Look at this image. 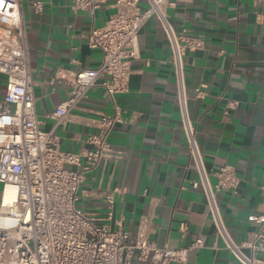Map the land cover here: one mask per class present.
<instances>
[{
	"label": "crops",
	"instance_id": "obj_1",
	"mask_svg": "<svg viewBox=\"0 0 264 264\" xmlns=\"http://www.w3.org/2000/svg\"><path fill=\"white\" fill-rule=\"evenodd\" d=\"M33 1L21 0L20 9L35 114L60 150L79 154V164L66 165L78 169L86 163V140L97 132L98 119L112 112L111 101L93 86L61 122L50 115L68 98L73 74L100 64L101 53L88 47L86 36L107 22L115 0L84 9H73V0H41V13L34 12ZM166 11L176 32L203 40L202 48L183 57L187 114L209 183L215 185L214 172L222 165L241 178L236 192H215L227 232L235 242L264 234L262 223L247 219L264 214V2L178 1ZM136 49L128 91L115 96L125 121L109 138L111 152L80 183L76 204L90 216L111 210L131 238L139 218L149 216V239L158 246L180 248L203 238L186 264H240L216 235L203 191L191 186L199 177L180 122L167 38L155 17L140 28ZM58 70L61 78H55ZM4 90L0 81V98ZM227 99L238 106L224 113Z\"/></svg>",
	"mask_w": 264,
	"mask_h": 264
},
{
	"label": "built area",
	"instance_id": "obj_2",
	"mask_svg": "<svg viewBox=\"0 0 264 264\" xmlns=\"http://www.w3.org/2000/svg\"><path fill=\"white\" fill-rule=\"evenodd\" d=\"M141 1L115 0V10L107 22L90 29L87 45L100 51L101 62L73 74L68 98L50 115L61 122L93 86L101 88L111 101L112 112L100 116L97 132L86 140L90 144L84 153L86 163L70 169L66 165L79 164V154L60 150L52 134L40 129L35 114L21 0H0V81L5 88L0 98V264H131L134 259L148 264H186L189 251L203 246L201 237L185 247L158 246L149 239V216L139 218L131 238L113 219L111 210L102 217L90 216L76 204L80 183L111 152L109 138L125 121V110L115 96L128 91L138 32L150 17L158 20L170 50L180 122L191 166L199 177L191 186L203 191L216 235L237 261L264 264V234L255 233L249 240L235 242L216 202V191H237L240 176L232 166L222 165L214 172L215 185L209 183L195 128L187 114L183 57L202 48L203 40L184 29L176 32L166 9L174 2L190 0H144V8L139 6ZM97 3L98 0H73L72 8H96ZM32 8L41 13L43 2L34 0ZM61 77L58 70L55 78ZM237 106V100L227 99L223 111L228 113ZM7 184L15 188V195L4 204L2 193ZM247 219L264 225V214ZM112 222L119 227L112 228Z\"/></svg>",
	"mask_w": 264,
	"mask_h": 264
},
{
	"label": "bare ground",
	"instance_id": "obj_3",
	"mask_svg": "<svg viewBox=\"0 0 264 264\" xmlns=\"http://www.w3.org/2000/svg\"><path fill=\"white\" fill-rule=\"evenodd\" d=\"M14 195H15V188L10 184L5 185L2 193L3 203L5 204L11 202L14 198Z\"/></svg>",
	"mask_w": 264,
	"mask_h": 264
},
{
	"label": "rangeland",
	"instance_id": "obj_4",
	"mask_svg": "<svg viewBox=\"0 0 264 264\" xmlns=\"http://www.w3.org/2000/svg\"><path fill=\"white\" fill-rule=\"evenodd\" d=\"M2 185L0 184V191H1Z\"/></svg>",
	"mask_w": 264,
	"mask_h": 264
}]
</instances>
